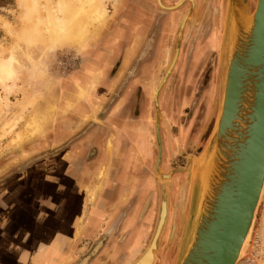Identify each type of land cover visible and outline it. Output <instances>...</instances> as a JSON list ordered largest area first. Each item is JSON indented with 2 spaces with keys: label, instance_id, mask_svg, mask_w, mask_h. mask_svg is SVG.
Listing matches in <instances>:
<instances>
[{
  "label": "rangeland",
  "instance_id": "1",
  "mask_svg": "<svg viewBox=\"0 0 264 264\" xmlns=\"http://www.w3.org/2000/svg\"><path fill=\"white\" fill-rule=\"evenodd\" d=\"M228 1L108 0L96 32L68 45L42 35L48 0H0V60L18 62L17 79L0 80V225L10 245L38 251L62 235L81 264L101 255L102 264H134L149 249L165 185L153 264L163 253L178 264L197 208L192 172L204 195L214 168L212 152L200 176L196 166L220 112ZM248 1L253 13L257 0ZM184 88L194 103L181 111ZM24 142L33 152L21 158ZM89 223L98 230L84 237ZM238 264H264V198Z\"/></svg>",
  "mask_w": 264,
  "mask_h": 264
},
{
  "label": "water",
  "instance_id": "2",
  "mask_svg": "<svg viewBox=\"0 0 264 264\" xmlns=\"http://www.w3.org/2000/svg\"><path fill=\"white\" fill-rule=\"evenodd\" d=\"M225 19L232 23L224 27L223 38L231 30L232 39L229 49L221 48L226 75L221 81L218 120L207 146L214 168L204 195L199 178L194 180L192 172V196L198 193L197 208L183 239L189 241L185 246L189 248L180 249L178 264H238L261 205L257 208L264 183V0H257L253 13L248 0H229ZM161 156L159 145L157 173L161 179H168L170 176L159 172ZM162 188L159 219L150 243L156 245L153 250H158L168 218V189L165 185Z\"/></svg>",
  "mask_w": 264,
  "mask_h": 264
},
{
  "label": "bare ground",
  "instance_id": "3",
  "mask_svg": "<svg viewBox=\"0 0 264 264\" xmlns=\"http://www.w3.org/2000/svg\"><path fill=\"white\" fill-rule=\"evenodd\" d=\"M107 1L108 0H56V2L54 3L53 0H48V3L50 6L49 8H45V14L43 16V20L40 19V22L37 21V23H41L43 25L41 26L44 27V30H42L40 27V30L44 31L42 35L44 34L45 39L51 43H66L68 45L77 43L79 45H82L83 41L85 40V37L89 33L91 32L93 33V30H95L96 32L97 25L99 26V23L102 24V21L104 20V18L106 16L108 17L107 15L108 13L105 8L106 6L105 3ZM111 2L116 3L117 0H111ZM160 5L164 7L161 2H160ZM167 9H170V8H167ZM252 21H253V16L248 19V26L249 25L251 26ZM226 40L228 42H225V45H226V48H228L227 45L229 44L231 38L229 37V39L227 38ZM17 63L18 62L15 59L14 54L13 55L11 54L9 59L7 60H3V61L0 60V80L3 84H6L8 81L17 79L16 78L17 77V71H16ZM210 160H211V150L209 149V150H206L203 156V160H201L196 166L199 169L198 170L199 176L202 170H205V168L208 167ZM163 180H168V179H163ZM263 198H264V183H263V187L261 190V195L258 201L257 208L259 204L261 203V201L263 200ZM257 208L255 210V215L257 212ZM164 212H165V209H164ZM254 224H255V216H254L251 228L243 244V247L241 249V252L239 254V258L237 261H239V259L243 256V254L245 253L247 249V246L249 245V240L252 234ZM193 232H192L191 238H193V235H194ZM188 242L189 241L187 240H185V242L183 241L181 243L180 249L186 250L185 246H186V243L188 244ZM151 245L149 249L147 250V252L145 253V255L138 262L134 264H153L154 263L156 259V257L154 256V253L157 250L152 249L154 248V246H156L155 244H153L152 246ZM188 248H189V245H187V250Z\"/></svg>",
  "mask_w": 264,
  "mask_h": 264
},
{
  "label": "crops",
  "instance_id": "4",
  "mask_svg": "<svg viewBox=\"0 0 264 264\" xmlns=\"http://www.w3.org/2000/svg\"><path fill=\"white\" fill-rule=\"evenodd\" d=\"M95 73V72H93ZM91 77V76H90ZM82 83L88 79V77H81ZM185 102H187V95L184 98ZM189 103V100H188ZM79 106L84 105L83 103L79 102ZM9 141L7 140L6 143ZM35 144V143H34ZM30 142H24L22 144L23 150L19 148L18 150H15V152H18V155L22 156L21 158H24L26 154H30L33 152L31 148H29ZM10 153L12 151H9ZM74 176V175H73ZM75 177V176H74ZM136 215L133 217L135 220L136 227H138V222H136ZM89 228L82 226V236H94L96 231L98 230L96 227H93L92 223H89ZM5 225H0V264H72L74 262L75 257H78L79 253H75V250H72L71 253H69V250L65 248L64 243L68 240L65 239V236H57L53 243L50 245H44L42 248H40L38 251H31L30 249L25 248L24 246H16V240H12L11 245L8 241L9 235L2 234V232H5V229H3ZM122 226V225H121ZM84 227V228H83ZM77 228V225H75V228ZM3 229V230H1ZM87 233V235H86ZM82 236L79 239H75L77 241H80ZM71 239L70 241H73ZM17 248H19L17 250ZM74 249V248H72ZM72 261H71V259Z\"/></svg>",
  "mask_w": 264,
  "mask_h": 264
},
{
  "label": "flooded vegetation",
  "instance_id": "5",
  "mask_svg": "<svg viewBox=\"0 0 264 264\" xmlns=\"http://www.w3.org/2000/svg\"><path fill=\"white\" fill-rule=\"evenodd\" d=\"M200 52V51H199ZM200 54V53H199ZM179 60H181V55H179L178 56V60H177V63H176V67L174 68V72H175V70L177 69V65H178V63H179ZM181 66H183V64H181L180 65V67ZM182 70V69H181ZM186 88V87H185ZM184 88V89H185ZM185 90H187V89H185ZM196 96V95H195ZM190 94H189V91L187 90V102H185V99H183L182 101H181V105H180V109L182 108V106L184 107L183 108V110H181V111H184L185 109H190L191 107H192V105H193V103H194V101L193 100H191L190 101ZM188 100H189V103H188ZM187 106V107H186ZM179 109V110H180ZM178 110V111H179ZM181 136V135H180ZM149 137V136H148ZM139 149V148H138ZM152 153V152H151ZM151 156H152V154H151ZM167 234H168V231H167V233H166V236H167ZM117 254H119V253H116L115 255L113 254V253H110L109 255H111L112 256V258L114 257H116L117 256ZM92 255H93V253H92ZM91 257V256H90ZM84 259H87V258H84ZM84 259H80L79 257H75V259H74V261L76 262L77 260V262L75 263V264H81L82 263V261L84 260ZM88 259H89V261L90 262H92V261H94L95 259H98V262H97V264H102V262H103V259L104 258H102V255L101 256H93L92 257V259H90L89 257H88ZM161 260H162V263L161 264H169L170 263V261H171V257H170V255L169 254H165V253H163V254H161ZM88 261V262H89Z\"/></svg>",
  "mask_w": 264,
  "mask_h": 264
}]
</instances>
